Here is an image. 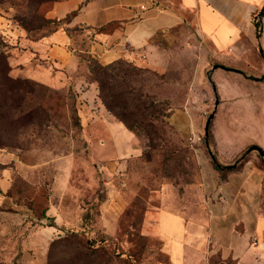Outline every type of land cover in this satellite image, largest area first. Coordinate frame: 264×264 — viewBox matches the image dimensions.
Listing matches in <instances>:
<instances>
[{
    "label": "rangeland",
    "instance_id": "374dc122",
    "mask_svg": "<svg viewBox=\"0 0 264 264\" xmlns=\"http://www.w3.org/2000/svg\"><path fill=\"white\" fill-rule=\"evenodd\" d=\"M53 1L0 0V264H171L150 220L163 186L175 208L200 215L207 198L201 191L203 161L220 182L246 160L264 175V74L230 72L234 68L191 25L157 35L150 55L158 71L146 60L140 67L122 65L119 87L126 104L139 111L127 120L144 128L132 132L142 156L117 172L112 148L102 141L105 133L87 125L100 110L87 108L82 97L87 84L95 85L102 112L118 121L99 98L94 62L81 52L79 68L56 81L42 47L32 45L56 34L70 37L69 48H84L80 30L45 24ZM215 65L229 71H212ZM153 103L164 111L158 121ZM176 111L187 115L188 134L180 135L170 124ZM144 131L151 132L150 143ZM251 146L263 156L248 152ZM121 180L127 185H119ZM112 200L115 206L106 208L111 213L105 212L115 230L108 235L101 214ZM59 204L63 216L75 222L62 234L51 229ZM210 261L230 264L217 257Z\"/></svg>",
    "mask_w": 264,
    "mask_h": 264
},
{
    "label": "crops",
    "instance_id": "0c3cea01",
    "mask_svg": "<svg viewBox=\"0 0 264 264\" xmlns=\"http://www.w3.org/2000/svg\"><path fill=\"white\" fill-rule=\"evenodd\" d=\"M161 3L158 0H54L45 18L58 21L75 13L64 28L80 30L84 48H69L70 37L61 39L56 34L32 45L42 47L52 79L56 81L79 68L81 52L104 66L118 60L142 66L141 62L146 60L148 66L158 71L157 62L150 55L152 41L170 29L191 25L222 61L234 68L230 72L242 76L249 71L253 77L264 74V15H259L264 0H177V6L173 7ZM255 22L262 27L260 34ZM97 95L94 84H87L82 92L89 104L87 108L100 109L98 115L93 113L94 118L87 125H97L105 133L102 141L112 148L117 161L114 169L119 172L128 160L140 159L142 148L122 123L108 112L103 113L102 105L95 103ZM169 121L180 135L190 132L184 112H174ZM203 162L201 191L207 198L200 215L190 214L187 207L178 210L168 196V187L161 189L160 207L155 211L156 217L150 220L162 241V250L171 264H211L213 257L230 264H264L263 172L246 160L237 172L220 182L211 165ZM118 184L127 185V182L121 180ZM60 205L52 215L55 227L51 228L58 234L75 223L63 216ZM112 206H115L113 200L107 202L101 214L108 235L115 230L110 216L106 217L111 213L106 208ZM82 223L81 219L77 226Z\"/></svg>",
    "mask_w": 264,
    "mask_h": 264
},
{
    "label": "trees",
    "instance_id": "16d2710c",
    "mask_svg": "<svg viewBox=\"0 0 264 264\" xmlns=\"http://www.w3.org/2000/svg\"><path fill=\"white\" fill-rule=\"evenodd\" d=\"M75 13H72L68 15L66 18L62 20H48L45 19V24H51L54 25L56 28L64 27V25L68 24L71 20V18L74 16ZM260 16L264 15V7L260 11ZM257 33L260 34V25L255 22ZM56 31V30H53ZM52 31V32H53ZM51 34V33H50ZM43 37V36H42ZM42 38H38L35 42L41 40ZM88 55V54H86ZM88 61H93V69L92 74L93 77V83L97 85L98 91H99V98L104 105V107L109 111L114 117L117 118L119 122H121L124 127L130 131V132H136L142 130L141 125H134L131 124L127 120L128 114H138L139 111L134 106H128L126 104V100L124 99L123 92L121 91L119 87V82L122 77H124L125 72L123 71L122 65L124 64H132L135 66L136 64L132 62H128L126 60H118L114 63H111L106 66H102L99 62L94 61L89 55L87 57ZM80 61V60H79ZM81 64V63H80ZM140 67L139 65H136ZM161 104L153 103L152 107H154L153 113L155 112V116L153 117L155 121H158L159 116L162 115V112L164 113L163 109H159V106ZM170 110V109H169ZM160 114V115H159ZM151 127H154V124L151 125ZM145 135L148 137V142H151L152 135L151 132L144 131ZM149 148H152L150 145ZM153 149V148H152ZM142 156V155H141ZM212 164L213 166L218 169L219 164L216 162L215 158L212 157ZM71 234H74V232H71Z\"/></svg>",
    "mask_w": 264,
    "mask_h": 264
},
{
    "label": "water",
    "instance_id": "95a60500",
    "mask_svg": "<svg viewBox=\"0 0 264 264\" xmlns=\"http://www.w3.org/2000/svg\"><path fill=\"white\" fill-rule=\"evenodd\" d=\"M218 68L223 69L225 71H229V69H227V68H225L224 66H221V65H215L212 68V71H214V70H216ZM212 87H213V90L215 91L214 85ZM217 106H218V99L216 98L215 109H214L213 113L208 117V119L206 121V124H205V129H204L205 137H207V135H208L209 125H210L211 120L213 119V116H214L215 112H216V107ZM252 151H256L261 157L263 156V152L261 151V149L256 147V146H251L248 149V152H252Z\"/></svg>",
    "mask_w": 264,
    "mask_h": 264
},
{
    "label": "built area",
    "instance_id": "2783aa9c",
    "mask_svg": "<svg viewBox=\"0 0 264 264\" xmlns=\"http://www.w3.org/2000/svg\"><path fill=\"white\" fill-rule=\"evenodd\" d=\"M262 30V27H260V31Z\"/></svg>",
    "mask_w": 264,
    "mask_h": 264
}]
</instances>
